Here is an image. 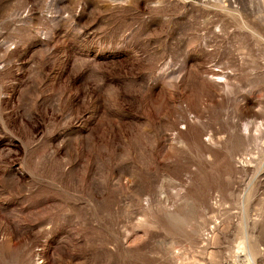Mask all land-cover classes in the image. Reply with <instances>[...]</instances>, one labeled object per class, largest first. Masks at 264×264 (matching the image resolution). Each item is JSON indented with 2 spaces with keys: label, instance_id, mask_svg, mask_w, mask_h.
I'll list each match as a JSON object with an SVG mask.
<instances>
[{
  "label": "rangeland",
  "instance_id": "374dc122",
  "mask_svg": "<svg viewBox=\"0 0 264 264\" xmlns=\"http://www.w3.org/2000/svg\"><path fill=\"white\" fill-rule=\"evenodd\" d=\"M0 264H264V0H0Z\"/></svg>",
  "mask_w": 264,
  "mask_h": 264
}]
</instances>
